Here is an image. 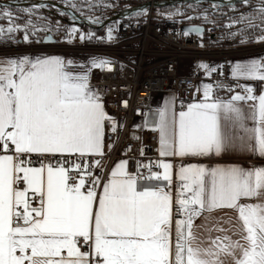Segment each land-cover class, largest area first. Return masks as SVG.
<instances>
[{
    "label": "snow or ice",
    "instance_id": "6c2138e0",
    "mask_svg": "<svg viewBox=\"0 0 264 264\" xmlns=\"http://www.w3.org/2000/svg\"><path fill=\"white\" fill-rule=\"evenodd\" d=\"M259 13L264 22V3ZM71 63L0 59V143L15 153L0 155V264H264V167L160 160L129 173L122 161L101 183L91 170L100 160L77 161L104 155L111 117ZM110 63L93 58L90 69ZM232 74L264 83V62L237 64ZM243 87L225 102L205 84L203 100L186 111L161 110L160 156L183 161L239 146L264 157V90ZM245 100L253 102L247 112L235 103Z\"/></svg>",
    "mask_w": 264,
    "mask_h": 264
},
{
    "label": "built area",
    "instance_id": "2783aa9c",
    "mask_svg": "<svg viewBox=\"0 0 264 264\" xmlns=\"http://www.w3.org/2000/svg\"><path fill=\"white\" fill-rule=\"evenodd\" d=\"M157 1L109 0L117 6L113 11L144 6L115 20L113 36L107 41L81 39L83 30L75 24L77 32L74 35L69 30L62 36L46 30L32 44L18 43L0 50V54L84 53L111 62L103 70L89 66L87 72L88 85L111 117L104 122V155H89L77 161L91 165L94 160H100L101 167L91 170L100 177L101 183L115 160L127 161L129 173L145 172L138 165L159 161L157 125L161 106L154 103L153 94L170 95L174 107L183 109L188 103L200 100V82L204 80H208L213 89L238 92L241 84L232 75L231 56L264 48V44L241 42L250 39V35L231 40L226 31L208 24L210 17L206 15V6L217 9L222 5L202 0L159 6ZM188 4H200L205 10L183 13V7ZM181 25H198L202 32L183 31ZM47 34L52 42H42ZM260 61L264 62V59ZM203 65L215 71L209 73ZM2 151L15 155L11 144L7 150L2 145ZM31 159L33 166H39L36 156ZM173 184L175 194L178 181L173 180Z\"/></svg>",
    "mask_w": 264,
    "mask_h": 264
},
{
    "label": "rangeland",
    "instance_id": "374dc122",
    "mask_svg": "<svg viewBox=\"0 0 264 264\" xmlns=\"http://www.w3.org/2000/svg\"><path fill=\"white\" fill-rule=\"evenodd\" d=\"M55 1L71 8L76 14L93 23L103 22V20L115 13L113 10L117 7L113 3L110 4L109 0ZM262 3H264V0H249L248 3L242 1L232 5L218 6L217 9L206 6V15L210 17L208 24L226 31L228 39L233 40L236 36L244 38V36L250 35V39H243L246 41L245 43L264 44V40L259 39L261 35H264V22H262L259 13ZM203 10H205V7L200 4H188L183 7L182 12ZM209 10L210 13L208 12ZM5 13H10L11 15L7 16ZM242 17L246 19H242ZM114 24L115 20L103 24L99 32L94 31L93 28L80 26L83 30L85 41L98 42L109 40V30H111L112 38ZM74 25L75 23L68 14L48 5L0 7V28L5 30L4 33L0 34V50L11 48L18 43H23L24 45L32 44L38 35L46 30L52 31L59 36L65 35L67 30L74 28ZM250 25H254V27ZM9 26H19V30L8 33L6 30ZM25 34L29 36L27 41L24 40ZM67 56L75 63H79L81 59L84 65H89L92 59L95 58L91 54L84 53H74ZM205 84L210 83L206 80L200 82L202 92ZM159 96V94H153V99L156 100Z\"/></svg>",
    "mask_w": 264,
    "mask_h": 264
},
{
    "label": "crops",
    "instance_id": "0c3cea01",
    "mask_svg": "<svg viewBox=\"0 0 264 264\" xmlns=\"http://www.w3.org/2000/svg\"><path fill=\"white\" fill-rule=\"evenodd\" d=\"M262 43V42H261ZM67 55L69 54H63V53H31V52H21V53H5V54H0V59H5V58H10V59H19L22 57H28L32 60H35L36 58L44 59V58H51V57H59L65 63L67 64L68 61H71L72 63L68 65V70L72 71L73 73H78V74H83L87 73L89 69V65H84L82 64V60H79V63L73 62L70 57ZM261 59H264V48L259 51H252V52H247V53H237L231 56L230 62H231V71L233 72V68L237 64H246L251 61H260ZM91 63V62H90ZM233 75V74H232ZM237 78V77H235ZM240 81L241 84V89L238 92H226L222 91L219 89H213V97L216 100L220 101H229L231 97L237 93L240 94H245L244 93V87L243 86H251L255 94L258 96L262 90H264V83L258 81V80H250V79H245L243 77L237 78ZM208 81V80H206ZM210 83V82H209ZM89 88L92 90L91 86ZM93 92V90H92ZM160 96L155 100L153 99L154 103L157 105L161 106V110L169 108L171 106V110L175 111V113L178 115L180 111H186L187 106L189 104L195 103V102H200L203 100V92L201 91L200 88V100L195 101V102H190L188 103L185 108L183 109H176L174 107L173 103V98L170 95L167 94H159ZM211 102V101H209ZM238 106L242 108L243 111L247 112L250 106L252 105V101H237L235 102ZM171 113L169 112V115ZM160 122V120H159ZM248 126H252V121H248ZM12 150H14V146L11 145ZM157 152L159 156V161L160 160H171L172 162H176L177 166L180 165L181 163L185 165L189 164H197V165H203L208 168H214L217 166H224V167H230V166H239L244 169H256V168H261L264 167V157L259 156L258 153H254L248 150H245L242 147H235V148H230L223 154L216 156V155H209L206 157H190V158H185L183 161H181L179 158H174V157H162L160 156V131L158 129V146H157ZM0 155H10L9 153H6L2 151V143H0ZM123 160L118 159L115 160L114 163L112 164L110 168V172L108 176L106 177L105 181L106 182L110 178V174L113 170V168L122 162ZM173 180H177L176 175H175V169L173 173ZM174 190V184L172 191ZM251 202V201H248ZM178 218V217H177ZM176 219V218H174ZM197 224H202L204 223L203 219L197 218L196 219Z\"/></svg>",
    "mask_w": 264,
    "mask_h": 264
},
{
    "label": "water",
    "instance_id": "95a60500",
    "mask_svg": "<svg viewBox=\"0 0 264 264\" xmlns=\"http://www.w3.org/2000/svg\"><path fill=\"white\" fill-rule=\"evenodd\" d=\"M199 1H202V0H159L157 1L156 4L159 6H170L173 4H180V3H186V2L195 3ZM206 1L213 2L216 4L222 5V6H227V5L236 4L238 2H242L243 0H206ZM18 5L52 6L68 14L70 18H72L75 24L83 25V26L93 28V29L100 28L101 26H103V24L107 22L114 21L125 15L134 13L137 10H139L142 6H144V5H139V6H132L130 8L116 10L114 11L115 12L114 14L110 15L108 18L103 20V22L93 23V22H89L84 17L76 14L71 8L63 4H60L56 2L55 0H0V7H10V6H18ZM180 28L181 30L188 31V32H194V33L202 32V27L198 25H181ZM48 37H51V36L49 34L44 36L42 38V42H52L53 41L52 38L48 39Z\"/></svg>",
    "mask_w": 264,
    "mask_h": 264
},
{
    "label": "trees",
    "instance_id": "16d2710c",
    "mask_svg": "<svg viewBox=\"0 0 264 264\" xmlns=\"http://www.w3.org/2000/svg\"><path fill=\"white\" fill-rule=\"evenodd\" d=\"M85 28H88V27H86V26H84ZM102 28H95V29H93L94 31H96V32H99L100 30H101Z\"/></svg>",
    "mask_w": 264,
    "mask_h": 264
}]
</instances>
